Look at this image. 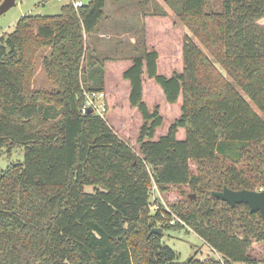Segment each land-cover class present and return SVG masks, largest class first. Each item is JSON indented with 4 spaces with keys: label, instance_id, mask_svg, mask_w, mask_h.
Wrapping results in <instances>:
<instances>
[{
    "label": "trees",
    "instance_id": "trees-1",
    "mask_svg": "<svg viewBox=\"0 0 264 264\" xmlns=\"http://www.w3.org/2000/svg\"><path fill=\"white\" fill-rule=\"evenodd\" d=\"M107 2L25 16L0 40V148L25 151L23 163L0 174V264H180L151 222L163 231L185 225L221 256L183 264H264L251 254L253 244H264L261 213L212 195L225 187L264 190V154L253 150L264 142V0H222L219 11L207 0L176 5L209 55L186 34L181 73L159 75L155 51L134 59L124 79L130 106L144 120L138 151L105 119L81 111L85 92L104 91L96 76L97 88L82 81L100 64L88 40ZM43 51L49 91L33 84ZM145 74L170 104L183 101L182 116L158 140L164 118L144 101ZM191 162L200 165L197 173ZM208 174L219 185L206 182ZM182 186L205 205L158 203L152 213L154 189Z\"/></svg>",
    "mask_w": 264,
    "mask_h": 264
},
{
    "label": "rangeland",
    "instance_id": "rangeland-1",
    "mask_svg": "<svg viewBox=\"0 0 264 264\" xmlns=\"http://www.w3.org/2000/svg\"><path fill=\"white\" fill-rule=\"evenodd\" d=\"M77 1H82L85 5L90 2V0ZM3 2L4 0H0V6ZM179 2L181 9L182 0H108L105 18L96 34L88 40L89 48L95 57H98L100 64L88 67V78L82 81V85L97 88L96 82L92 80L96 76L98 85L103 87L107 94L109 112L105 115V120L114 133L136 151L139 149L137 141L144 120L141 113L130 106L128 97L130 82L124 79V73L133 65L134 59L146 51H155L159 54V75L170 78L174 73L183 72L182 47L186 30L177 16L176 5ZM207 2L214 10L219 11L222 8V0H207ZM66 4L67 0L62 3L57 0H17L16 6L0 17V40L13 33L23 17L59 15ZM258 23L264 26V18ZM190 37L204 53L209 55L207 49L194 35L190 33ZM46 54L43 51L38 56L33 84L36 89L49 91L54 87L45 73L43 57ZM144 101L150 112L158 110L164 118L163 125L156 132L155 140H158L161 136H165L170 126L182 116V98L175 104H170L162 88L145 74ZM252 106L259 112L254 105ZM185 139L186 131L182 129L179 131L178 140ZM253 150L264 154V142L255 145ZM24 160V149L17 148L10 151L6 147L0 148V174L10 165L23 163ZM190 166L194 173H197L200 167L195 162H191ZM205 181L211 183L213 181V185H219L211 174L206 176ZM196 193L198 192L189 186L171 188L166 194L154 189L152 213H155L158 203L168 208L170 204L192 200L193 202L187 203L186 207L196 209L204 206V203L195 202ZM172 224L178 225L176 218H173ZM160 225L161 223H154L152 227L161 228ZM179 227L164 230L162 241L176 252L180 264L193 258L201 261L212 257L221 258L189 227L185 225L183 228ZM251 254L258 261H264V244H253Z\"/></svg>",
    "mask_w": 264,
    "mask_h": 264
},
{
    "label": "water",
    "instance_id": "water-1",
    "mask_svg": "<svg viewBox=\"0 0 264 264\" xmlns=\"http://www.w3.org/2000/svg\"><path fill=\"white\" fill-rule=\"evenodd\" d=\"M17 0H4L0 6V17L6 14L10 9L16 6ZM213 197L228 203L231 207H235L238 204H245L249 206L251 213L260 212L264 219V190L262 191H249L239 190L235 191L225 187L221 192L212 193ZM154 226V223H151ZM163 230L161 228H153L152 234L161 235ZM212 261H216L215 257L211 258Z\"/></svg>",
    "mask_w": 264,
    "mask_h": 264
},
{
    "label": "built area",
    "instance_id": "built-area-1",
    "mask_svg": "<svg viewBox=\"0 0 264 264\" xmlns=\"http://www.w3.org/2000/svg\"><path fill=\"white\" fill-rule=\"evenodd\" d=\"M57 1L62 3L65 0ZM67 4L72 5L76 9H79L85 5L82 1L77 0H67ZM81 111L84 115L92 114L105 119V115L109 112V104L105 91L95 93L85 92V104Z\"/></svg>",
    "mask_w": 264,
    "mask_h": 264
},
{
    "label": "crops",
    "instance_id": "crops-1",
    "mask_svg": "<svg viewBox=\"0 0 264 264\" xmlns=\"http://www.w3.org/2000/svg\"><path fill=\"white\" fill-rule=\"evenodd\" d=\"M185 30H186V32L184 33V35H189L190 36V33H188L189 31H188V29L186 28V26H185ZM183 48V47H182ZM129 86V91H130V84L128 85ZM129 96H130V92H129ZM128 96V97H129ZM181 99V98H180Z\"/></svg>",
    "mask_w": 264,
    "mask_h": 264
}]
</instances>
